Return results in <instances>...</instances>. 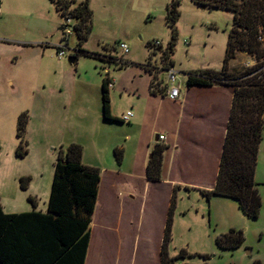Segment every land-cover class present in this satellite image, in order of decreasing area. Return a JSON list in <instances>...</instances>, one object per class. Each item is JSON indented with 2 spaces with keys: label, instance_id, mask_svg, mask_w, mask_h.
<instances>
[{
  "label": "rangeland",
  "instance_id": "374dc122",
  "mask_svg": "<svg viewBox=\"0 0 264 264\" xmlns=\"http://www.w3.org/2000/svg\"><path fill=\"white\" fill-rule=\"evenodd\" d=\"M179 1L177 38L171 54L177 71L176 83L185 82L186 70L219 67L232 22L230 11L204 7L192 0ZM170 2L89 0L91 31L87 40L78 44L72 26L66 37L64 31L59 30L64 20L49 0H1L0 205L4 213H45L60 150L76 143L84 148L85 163L107 173L112 170L134 173V177H121L115 187L106 185L107 204L100 201L97 204L102 212L107 211L105 207L109 205L117 207L113 195L119 198L120 191L139 185L135 188L137 198L133 194L127 196L135 199L128 206H131L133 221L138 217L142 220L141 227L136 230L134 226L120 264H159L157 243L164 213V188L160 187L157 192L154 184L149 188L144 185L140 156L134 160L132 148L124 150L128 144L126 138L133 136L135 131L126 122L103 119L100 87L108 72L117 89L115 113L120 117L127 110H133L131 104L139 93L148 89L149 78L141 65L147 61L158 64L161 49L170 41L171 32L165 24L166 6ZM71 22L73 24L74 20ZM65 40V55L58 59L56 46L64 44ZM153 40L162 42V48L153 51L158 58L154 59L153 54L149 59L147 44ZM115 41L124 42L128 53L122 55L117 48L106 53L104 46ZM79 49L92 54H109L129 64L119 69L113 63L107 64L79 52L74 64H69V56ZM236 57L234 69L254 64V61L240 64L249 60L247 54L238 53ZM49 88L54 91H48ZM10 89L19 92L14 95ZM22 112H26L27 122L18 138L17 117ZM154 135L167 137L163 131L156 130L148 140L153 142ZM19 145V152H24L22 156L17 154ZM115 148L122 149L120 164L113 152ZM21 177L30 178L26 189L20 187ZM254 181L261 200L256 218L244 216L236 202L228 198L211 196L207 200L199 191L175 194L168 255L174 257L183 249L186 256L177 258L174 264H264V131L258 146ZM130 198L125 197L124 211L128 209L126 203L133 201ZM145 199L146 204L140 211V201ZM100 223L108 226L115 220L107 218ZM229 229L241 231L243 243L235 249L218 248L215 237ZM108 239L111 247L114 239L110 233ZM100 264L117 262L111 259Z\"/></svg>",
  "mask_w": 264,
  "mask_h": 264
},
{
  "label": "trees",
  "instance_id": "16d2710c",
  "mask_svg": "<svg viewBox=\"0 0 264 264\" xmlns=\"http://www.w3.org/2000/svg\"><path fill=\"white\" fill-rule=\"evenodd\" d=\"M63 19L74 20L73 32L78 44L86 41L91 31L89 0L74 3L72 0H49ZM198 5L222 9L232 13L231 27L227 32L226 47L219 70L196 69L185 72L186 87L220 85L233 90L232 102L214 187L198 190L207 200L219 196L236 202L238 209L248 218H256L261 200L254 172L259 143L264 131V0H192ZM179 0H171L166 6L165 24L171 38L161 49V61L173 66L171 54L177 38L176 22L179 17ZM119 42L106 44V53L114 52ZM150 48V42L147 44ZM94 57L119 69L128 66L127 61L106 55L92 54L79 49L77 53ZM238 53H245L254 64L237 70L228 64ZM154 52L149 51V59ZM142 68L157 78L158 67L147 61ZM108 72L101 80L102 117L106 121L122 123L111 115ZM27 122L26 112L17 117L18 138H21ZM17 154L22 156L24 152ZM165 146H153L145 166L148 180H160L162 153ZM114 155L120 164L122 149L115 148ZM82 147L71 143L57 157L54 165L50 193L45 213H4L0 205V264H84L90 236V222L96 203L100 170L84 165ZM21 189H26L29 177L19 179ZM30 199V198H29ZM31 200V199H30ZM33 201V200H32ZM175 207V188L167 212L160 264H174L177 258L186 256L181 249L174 257L168 255L172 240V214ZM244 241L241 231L229 229L214 239L220 249H235ZM258 264V263H255Z\"/></svg>",
  "mask_w": 264,
  "mask_h": 264
},
{
  "label": "crops",
  "instance_id": "0c3cea01",
  "mask_svg": "<svg viewBox=\"0 0 264 264\" xmlns=\"http://www.w3.org/2000/svg\"><path fill=\"white\" fill-rule=\"evenodd\" d=\"M153 57L154 59L158 58V55L154 54ZM237 57L229 62L228 66L230 69L236 68ZM252 62V58L249 57L246 63L240 62V64L248 65ZM221 64L222 61L219 67L215 69L210 67L201 69L219 70ZM190 70L192 69L185 72ZM51 71L53 72V70ZM143 71L149 78L148 89L144 90L145 92L143 93H139L137 100L131 104L130 108L133 110L126 111L132 113V117L126 123L131 124L135 133L133 136L126 138L128 144L124 146V150L128 151L132 148L131 154L134 160L140 156V162L145 173V166L153 146L156 143L165 146L162 153L160 180L151 181L145 175L144 183V185L147 184L148 188L150 184H154L153 189L157 192L160 187H163L165 193L161 232L158 235L157 243L158 262L160 264L162 237L174 188L176 194L181 191L210 190L214 187L231 108L233 90L230 87L220 85L188 88L184 81H179L177 84L181 95L177 100H170L160 94L159 91L152 92L150 88L152 75L144 68ZM110 80L112 84L109 88L110 112L113 117L121 119V116L125 113L121 114L120 117L115 113L114 95L117 93V89L112 79ZM8 85L11 86L13 83H8ZM10 91L14 95L19 92L14 89H10ZM48 91L53 92L54 90L49 88ZM156 130H161L167 135L164 141L156 142V135H154L153 142L150 139L148 140L149 135ZM84 158V148L82 147V163L87 166L96 167L85 163ZM98 169L100 170V181L94 212L89 225L90 236L84 264H100L103 260L111 259L120 264L123 259L122 253L125 254L124 251L128 246L129 236L132 234L134 226L136 230L141 227L142 220L138 217L136 221H133L132 209L131 206H128L133 204L135 199L134 197L130 198L127 196L128 194H131V196L133 194L137 198L135 188L139 185L133 189L129 186L125 192L120 191L118 193L119 198L113 195L112 197L117 201V207L109 205V207H105L107 211L102 212L100 206L97 204L99 201L100 203L107 204L105 201L106 185L115 187L121 177H134V173H120V171L116 170L107 173L100 168ZM125 197L133 200H127V211H124ZM145 204L146 199L145 201H140V211H142V206ZM107 218L115 220V223L103 226L100 221L107 220ZM109 233L112 239H114L111 241V247L108 245Z\"/></svg>",
  "mask_w": 264,
  "mask_h": 264
},
{
  "label": "built area",
  "instance_id": "2783aa9c",
  "mask_svg": "<svg viewBox=\"0 0 264 264\" xmlns=\"http://www.w3.org/2000/svg\"><path fill=\"white\" fill-rule=\"evenodd\" d=\"M0 12H1V0H0ZM64 25H63V34L64 37L70 35V30L68 29L73 24L71 22V18L66 17L64 18ZM185 45H188L186 41H184ZM161 47V42L159 40H153L150 43V51L158 50ZM65 48H67V40H65L64 44L56 46V57L58 59H62L65 55ZM117 49L120 50L121 54H127L128 53V47L124 42H119L116 46ZM159 60V59H158ZM158 67V75L157 78L152 80L150 84V88L152 92L159 91L160 94L165 96L166 98L170 100H177L181 93L178 84L176 83V74L177 71L174 69L173 66L168 65L167 62L159 60L158 64H151V66ZM112 84L110 83L108 87L110 88ZM132 117L131 112H126L124 115L121 116V120L123 122H128L129 119ZM163 135H156V142H162L164 141Z\"/></svg>",
  "mask_w": 264,
  "mask_h": 264
},
{
  "label": "water",
  "instance_id": "95a60500",
  "mask_svg": "<svg viewBox=\"0 0 264 264\" xmlns=\"http://www.w3.org/2000/svg\"><path fill=\"white\" fill-rule=\"evenodd\" d=\"M64 21H65V20H64ZM63 28H64V27H63V25H62V26H60L59 30L62 31ZM75 61H76V58H75V57H72V58L70 57V58H68V63H69V64H74ZM149 157H150V155H149Z\"/></svg>",
  "mask_w": 264,
  "mask_h": 264
}]
</instances>
